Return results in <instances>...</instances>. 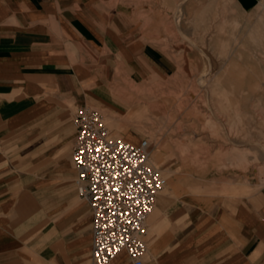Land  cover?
Listing matches in <instances>:
<instances>
[{
    "label": "crops",
    "instance_id": "1",
    "mask_svg": "<svg viewBox=\"0 0 264 264\" xmlns=\"http://www.w3.org/2000/svg\"><path fill=\"white\" fill-rule=\"evenodd\" d=\"M185 1L0 0V264H92L74 113L110 109L117 71L134 83L177 73L158 19ZM154 210L144 264H264V187L206 203L164 197Z\"/></svg>",
    "mask_w": 264,
    "mask_h": 264
},
{
    "label": "rangeland",
    "instance_id": "2",
    "mask_svg": "<svg viewBox=\"0 0 264 264\" xmlns=\"http://www.w3.org/2000/svg\"><path fill=\"white\" fill-rule=\"evenodd\" d=\"M169 11L159 12V44L177 73L134 83L117 71L110 109L96 108L114 137L150 140L151 166L166 181L158 205L264 187V0L251 12L238 0H186Z\"/></svg>",
    "mask_w": 264,
    "mask_h": 264
},
{
    "label": "built area",
    "instance_id": "3",
    "mask_svg": "<svg viewBox=\"0 0 264 264\" xmlns=\"http://www.w3.org/2000/svg\"><path fill=\"white\" fill-rule=\"evenodd\" d=\"M73 125L75 185L93 216L92 264H111L121 253L144 264L148 218L166 184L151 166L150 140L114 137L93 106L77 108Z\"/></svg>",
    "mask_w": 264,
    "mask_h": 264
},
{
    "label": "bare ground",
    "instance_id": "4",
    "mask_svg": "<svg viewBox=\"0 0 264 264\" xmlns=\"http://www.w3.org/2000/svg\"><path fill=\"white\" fill-rule=\"evenodd\" d=\"M117 90V89H116ZM126 94V93H125ZM132 100V99H131ZM153 167H156L155 162H152ZM166 191V190H165Z\"/></svg>",
    "mask_w": 264,
    "mask_h": 264
}]
</instances>
